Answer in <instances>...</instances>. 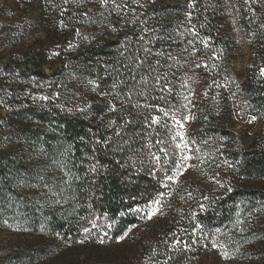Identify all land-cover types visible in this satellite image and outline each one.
I'll use <instances>...</instances> for the list:
<instances>
[{"label":"trees","instance_id":"trees-1","mask_svg":"<svg viewBox=\"0 0 264 264\" xmlns=\"http://www.w3.org/2000/svg\"><path fill=\"white\" fill-rule=\"evenodd\" d=\"M104 2L106 16L129 11L112 35L61 48L62 70L77 69L86 83L81 106L64 102L67 76L46 73L41 52L0 65V82L12 72L18 84L45 90L21 107L8 105L20 89L0 92L12 118L0 115V148L9 151L0 159V217L14 215L28 237L7 244L0 264L263 259L264 190L245 181L264 180V129L253 138L238 124H264V0H231L249 48L246 79L231 74L240 41L226 0ZM188 84L199 98L182 134L171 108ZM232 90L246 103L242 114ZM35 183L53 201L25 195Z\"/></svg>","mask_w":264,"mask_h":264},{"label":"rangeland","instance_id":"rangeland-1","mask_svg":"<svg viewBox=\"0 0 264 264\" xmlns=\"http://www.w3.org/2000/svg\"><path fill=\"white\" fill-rule=\"evenodd\" d=\"M59 1L55 5H46V0H0V65H4L3 69L6 70L5 65L19 61L25 52L33 50L41 52L44 57L43 68L46 73L61 72L60 77L64 74L67 76L66 82L71 87L68 86L70 92L64 97V102L69 106H81L84 100L82 94L86 83L84 84V81L80 80L77 69H73L71 72H69V69L62 70L61 48L65 53L73 50L76 44L92 43L111 36L115 19L126 18L129 11L125 9V6H118V9H110L111 14L106 16L104 13L106 2L104 0ZM70 5H74V8L78 9L80 18L77 19V13L73 15V19L69 18L67 15L69 10L66 6ZM226 7L229 18L233 19L237 37L240 41V51L233 59L231 74H237L239 78L246 79L248 76L249 48L237 26V16L231 0H226ZM163 12L166 14V11L163 10ZM224 13H221V16L224 17L223 23L227 22L226 13ZM60 19L66 20L64 25L63 21L60 22ZM261 71L264 74V66ZM3 76L5 78L0 82V92L10 94L11 89H20L19 98L16 102L8 103L10 107H21L26 106L28 103H37L45 94V90H42V87L34 81L31 85H21L17 83L18 79L12 72ZM175 94H177V97L173 100L171 114L174 115L177 128L184 134V131L187 130V124L184 120L188 116L189 108L193 106L192 103L199 98V92L197 88L188 84L181 86ZM232 96L236 112L240 113L241 111L237 110L238 106L240 105V108L244 109L246 103L237 91L232 90ZM0 115L7 122L12 120L11 115L3 108L1 99ZM22 124L24 126H35L37 123L27 119ZM238 126L247 130L253 138L263 133L264 129L263 122L253 120L250 117L240 120ZM6 134L12 135V133ZM12 136L15 137L16 135ZM8 153L9 151L6 152L3 148H0V159L8 156ZM245 184L248 187L264 190V180L245 181ZM44 190L39 183H35L30 188L24 189L23 192L32 200H35L36 203L39 201V195L43 197L40 202L53 201L51 194ZM16 220L17 218L14 215L0 217V251L11 242L28 238L27 233L19 227ZM262 222L264 226V221ZM257 242L263 259L243 258L241 264H264V238Z\"/></svg>","mask_w":264,"mask_h":264},{"label":"snow or ice","instance_id":"snow-or-ice-1","mask_svg":"<svg viewBox=\"0 0 264 264\" xmlns=\"http://www.w3.org/2000/svg\"><path fill=\"white\" fill-rule=\"evenodd\" d=\"M253 120L255 119V117L252 118ZM154 203H158V202H154ZM155 210H153V214H154ZM88 229H85V232H87ZM225 256L227 257V253H225Z\"/></svg>","mask_w":264,"mask_h":264}]
</instances>
